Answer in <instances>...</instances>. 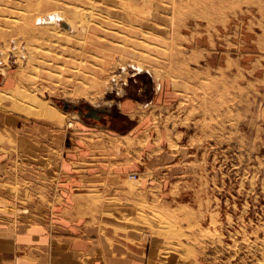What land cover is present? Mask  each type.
<instances>
[{"label":"rangeland","instance_id":"1","mask_svg":"<svg viewBox=\"0 0 264 264\" xmlns=\"http://www.w3.org/2000/svg\"><path fill=\"white\" fill-rule=\"evenodd\" d=\"M89 2L42 8L65 30ZM164 30L160 76L120 52L20 66L15 37H0V219L49 212L79 174L99 215L147 236L162 264H264V0H197ZM32 99L57 114H26Z\"/></svg>","mask_w":264,"mask_h":264},{"label":"bare ground","instance_id":"2","mask_svg":"<svg viewBox=\"0 0 264 264\" xmlns=\"http://www.w3.org/2000/svg\"><path fill=\"white\" fill-rule=\"evenodd\" d=\"M3 1L0 0V5ZM195 1L197 0H87L89 7L72 12V18L64 21L68 28L62 30L51 27L61 17L59 12L44 15L42 7L49 0H15L12 17L7 12L0 13V37L5 40L7 37H15V53L20 66L22 56L29 62L46 60L51 54L65 62L72 59L97 62L107 58L111 52H120L124 56L135 58L139 70L147 67L154 69L155 74L160 76L161 72L156 68L158 52L154 58L150 54L156 44L163 42L160 36L167 29L168 16L185 10ZM37 2L41 7L35 14L34 5ZM143 9L146 11L142 12ZM138 35L142 37L139 39ZM151 37L156 42H150ZM8 42L3 49V62L7 60ZM22 46L25 50L21 49ZM2 72L7 80L8 72L6 69H2ZM39 104L40 100L32 99L30 106H40L41 109L31 108L32 111L26 110L25 113L48 119L57 114Z\"/></svg>","mask_w":264,"mask_h":264},{"label":"crops","instance_id":"3","mask_svg":"<svg viewBox=\"0 0 264 264\" xmlns=\"http://www.w3.org/2000/svg\"><path fill=\"white\" fill-rule=\"evenodd\" d=\"M62 177L61 194L70 195L62 196L52 210L26 221L0 219V264L163 263L147 236L137 229L123 232L121 218L99 215V205L87 200L89 190L79 186L81 175ZM72 179L75 184H69Z\"/></svg>","mask_w":264,"mask_h":264},{"label":"water","instance_id":"4","mask_svg":"<svg viewBox=\"0 0 264 264\" xmlns=\"http://www.w3.org/2000/svg\"><path fill=\"white\" fill-rule=\"evenodd\" d=\"M89 109H90V112H88L87 114H85V117H87V118H93V119H97V120L100 119L99 113L106 111L105 108H93V107H90ZM107 111H109V110H107Z\"/></svg>","mask_w":264,"mask_h":264},{"label":"flooded vegetation","instance_id":"5","mask_svg":"<svg viewBox=\"0 0 264 264\" xmlns=\"http://www.w3.org/2000/svg\"><path fill=\"white\" fill-rule=\"evenodd\" d=\"M70 108H74L73 110H75L80 115H85V113L90 112L89 108L86 111L84 109H81V108L77 107V106H74V107L71 106Z\"/></svg>","mask_w":264,"mask_h":264}]
</instances>
